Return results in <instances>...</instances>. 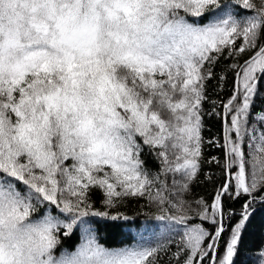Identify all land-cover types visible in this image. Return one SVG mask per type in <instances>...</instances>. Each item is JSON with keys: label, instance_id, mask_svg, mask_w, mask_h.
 Wrapping results in <instances>:
<instances>
[{"label": "snow or ice", "instance_id": "1", "mask_svg": "<svg viewBox=\"0 0 264 264\" xmlns=\"http://www.w3.org/2000/svg\"><path fill=\"white\" fill-rule=\"evenodd\" d=\"M221 59L233 88L207 115L223 119V144L203 136ZM262 91L264 0H0V264H163L161 253L168 264H249L244 234L264 212ZM206 144L223 150L206 161L223 180L210 202L189 201ZM129 198L156 207L179 239L99 243L101 224L129 219L118 210ZM77 227L76 250L57 256Z\"/></svg>", "mask_w": 264, "mask_h": 264}, {"label": "trees", "instance_id": "2", "mask_svg": "<svg viewBox=\"0 0 264 264\" xmlns=\"http://www.w3.org/2000/svg\"><path fill=\"white\" fill-rule=\"evenodd\" d=\"M249 55H251V53L242 55L239 62L242 63ZM230 63H232L231 60L221 59L214 67L215 78L209 80L207 83L208 101L203 105V111L205 113L203 117V136L205 141L210 138H215L217 142L223 144V119L218 115L209 116L207 113L212 111V101L217 102L216 113H222V103L231 95L235 74L234 72L226 70L227 65ZM221 74L226 76V80L223 81L222 87L219 81V76ZM261 108H264V91H262L260 97L256 99L253 111H258ZM204 154L205 162L202 163L199 176L192 184L191 192L186 197L189 201L203 197L210 202L214 189L218 187L223 180L221 168L216 164H208L206 162L211 156L222 159V148H217L215 146L208 147L206 144ZM142 158L146 161V166L151 173L155 174L159 171V164L154 161L152 157L144 156ZM209 174L212 175V180L206 179V176ZM168 182L171 183V177L168 178ZM93 202L95 208L103 210V205L99 202V194L93 196ZM241 204L242 201L226 200L225 211L227 212L229 207H231L236 213H239ZM118 210L123 213V215L129 217L127 221L121 222L124 224L123 227L115 228L101 224L99 230L95 231L96 226L94 224L87 226L95 231L98 242L106 248L118 249L137 245L155 246L157 243H167L169 239H179V237L174 236L167 228L163 227L161 222L155 220V216L159 214L156 207L150 205L144 199L129 198L118 206ZM109 211L115 214L116 209H109ZM92 219L98 220L100 218L97 217ZM225 224H228L227 217L225 218ZM205 226L207 227L208 225ZM74 232L75 235L62 242L60 250L56 253L57 256L63 251L71 252L76 250L81 242L83 229L77 227L74 229ZM225 236H227V233H225ZM244 245L251 250L247 253L249 264H259V250L264 247V212L258 213L253 219L248 231L244 234ZM171 251H175L174 244L171 246ZM220 251L223 252V244H221ZM161 259L163 264H168V256L161 253Z\"/></svg>", "mask_w": 264, "mask_h": 264}, {"label": "rangeland", "instance_id": "3", "mask_svg": "<svg viewBox=\"0 0 264 264\" xmlns=\"http://www.w3.org/2000/svg\"><path fill=\"white\" fill-rule=\"evenodd\" d=\"M146 231V230H145ZM148 239H150V238H148Z\"/></svg>", "mask_w": 264, "mask_h": 264}]
</instances>
